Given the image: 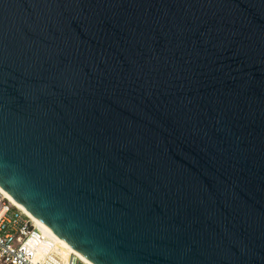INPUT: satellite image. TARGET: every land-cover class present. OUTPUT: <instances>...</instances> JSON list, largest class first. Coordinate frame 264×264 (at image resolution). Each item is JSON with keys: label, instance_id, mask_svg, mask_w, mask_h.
<instances>
[{"label": "water", "instance_id": "water-1", "mask_svg": "<svg viewBox=\"0 0 264 264\" xmlns=\"http://www.w3.org/2000/svg\"><path fill=\"white\" fill-rule=\"evenodd\" d=\"M0 188L93 264H264V0H0Z\"/></svg>", "mask_w": 264, "mask_h": 264}, {"label": "built area", "instance_id": "built-area-1", "mask_svg": "<svg viewBox=\"0 0 264 264\" xmlns=\"http://www.w3.org/2000/svg\"><path fill=\"white\" fill-rule=\"evenodd\" d=\"M23 215L19 210L12 208L0 193V262L2 264H87L74 254L68 255L65 260L66 251L57 248L51 238L42 235L41 230L29 216L24 213ZM45 242L53 245L45 247Z\"/></svg>", "mask_w": 264, "mask_h": 264}, {"label": "bare ground", "instance_id": "bare-ground-1", "mask_svg": "<svg viewBox=\"0 0 264 264\" xmlns=\"http://www.w3.org/2000/svg\"><path fill=\"white\" fill-rule=\"evenodd\" d=\"M0 193L4 196L5 199H7L12 205L16 206L19 210H21L24 214L29 216V218L35 223V225L41 230V232L46 233L51 238L55 240V242L65 251L73 253L77 258H79L81 261L86 262L87 264H93L89 262L87 259H85L80 253L72 249L65 241L60 239L58 236H56L47 226L43 225L39 220H37L34 216H32L29 212H27L20 204L15 202L12 198H10L7 193L0 188Z\"/></svg>", "mask_w": 264, "mask_h": 264}, {"label": "rangeland", "instance_id": "rangeland-1", "mask_svg": "<svg viewBox=\"0 0 264 264\" xmlns=\"http://www.w3.org/2000/svg\"><path fill=\"white\" fill-rule=\"evenodd\" d=\"M5 200H7V199H5ZM8 201V200H7ZM9 202V201H8ZM9 204L12 206V208H14L15 210H19L16 206H14V205H12L10 202H9ZM19 212H21V214L23 215V212L21 211V210H19ZM24 216V215H23ZM31 224H32V221H31ZM42 233V235L44 236V237H49V238H51L49 235H47L46 233H44V232H41ZM54 242H55V240L53 239V238H51ZM46 243V242H45ZM53 244L52 243H46V246L45 247H50V246H52ZM55 246L57 247V248H59V249H62V250H65V249H63V248H61L56 242H55ZM54 251H55V249H54ZM56 252V251H55ZM68 255L69 256H73V253H70V252H67L66 251V255H65V260L67 259V257H68ZM70 258V257H69ZM69 258H68V260H69ZM0 264H2L1 262H0Z\"/></svg>", "mask_w": 264, "mask_h": 264}]
</instances>
